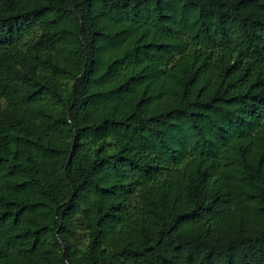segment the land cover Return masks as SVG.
Segmentation results:
<instances>
[{
  "label": "trees",
  "instance_id": "16d2710c",
  "mask_svg": "<svg viewBox=\"0 0 264 264\" xmlns=\"http://www.w3.org/2000/svg\"><path fill=\"white\" fill-rule=\"evenodd\" d=\"M0 264H264V0H0Z\"/></svg>",
  "mask_w": 264,
  "mask_h": 264
}]
</instances>
